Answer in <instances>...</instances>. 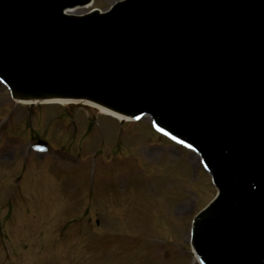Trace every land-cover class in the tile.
Here are the masks:
<instances>
[{
    "label": "water",
    "instance_id": "1",
    "mask_svg": "<svg viewBox=\"0 0 264 264\" xmlns=\"http://www.w3.org/2000/svg\"><path fill=\"white\" fill-rule=\"evenodd\" d=\"M91 1L0 0L9 95L0 88L12 105L148 116L218 191L192 223L198 261L264 264V0H122L72 14Z\"/></svg>",
    "mask_w": 264,
    "mask_h": 264
},
{
    "label": "rangeland",
    "instance_id": "2",
    "mask_svg": "<svg viewBox=\"0 0 264 264\" xmlns=\"http://www.w3.org/2000/svg\"><path fill=\"white\" fill-rule=\"evenodd\" d=\"M215 194L148 118L12 105L0 88V264H198L190 229Z\"/></svg>",
    "mask_w": 264,
    "mask_h": 264
},
{
    "label": "bare ground",
    "instance_id": "3",
    "mask_svg": "<svg viewBox=\"0 0 264 264\" xmlns=\"http://www.w3.org/2000/svg\"><path fill=\"white\" fill-rule=\"evenodd\" d=\"M80 10H78V11H76V13H78ZM59 104H62V105H84V104H73V103H62V102H58ZM86 108H87V110L89 111V113H91V114H99V113H101V114H104V115H106V116H109V115H107V114H105L104 112H102V111H100V110H98V109H96L95 107H93V106H91V105H84ZM109 117H111V116H109ZM111 118H113V117H111ZM114 119V118H113ZM116 120V119H115ZM118 121V120H117ZM120 122V121H119ZM122 123H134L133 121H124V122H122ZM195 260V262L197 261L196 259H194Z\"/></svg>",
    "mask_w": 264,
    "mask_h": 264
}]
</instances>
